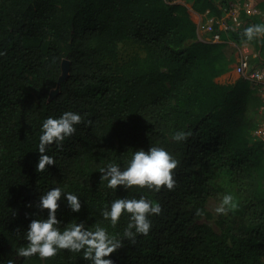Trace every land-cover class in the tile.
Segmentation results:
<instances>
[{"label": "trees", "instance_id": "obj_1", "mask_svg": "<svg viewBox=\"0 0 264 264\" xmlns=\"http://www.w3.org/2000/svg\"><path fill=\"white\" fill-rule=\"evenodd\" d=\"M255 1L264 13V0ZM233 2L0 0V264H89L68 250L45 259L16 255L28 243L33 213L47 215L36 207L40 195L54 186L82 202L72 212L60 201L65 224H104L121 236L127 218L112 228L101 216L112 200L144 195L161 205L147 236L137 234L134 244L125 238L110 254L114 264H264V145L255 134L264 93L243 77L217 81L231 71L241 44L264 60V43L242 36L263 21L242 14L243 26L229 30L233 44L201 40L190 15L192 9L218 21ZM120 45L138 52L121 59ZM65 60L69 75L58 88ZM68 110L83 121L61 149L49 146L56 163L38 172L42 121ZM178 130L191 135L177 142ZM150 145L179 160L175 188H107L99 168L126 166L132 152ZM225 192L239 207L219 217L220 233L197 223L208 200Z\"/></svg>", "mask_w": 264, "mask_h": 264}, {"label": "clouds", "instance_id": "obj_2", "mask_svg": "<svg viewBox=\"0 0 264 264\" xmlns=\"http://www.w3.org/2000/svg\"><path fill=\"white\" fill-rule=\"evenodd\" d=\"M242 36L246 41L259 40L264 43V23L249 24L243 28ZM0 55L4 53L0 52ZM82 121L83 115L72 110L64 111L58 117L48 116L42 121L38 144L40 156L36 165L38 172H43L49 165L56 163V157L48 154L49 146L54 144L61 149L65 139L76 132V126ZM190 135V131L178 130L173 133L172 138L180 142ZM179 163L165 147L150 145L147 150L140 148L132 152L126 166L122 167L119 163L110 161L99 168V171L102 173L101 180L106 181L107 188L114 191H117L118 186H123L126 190L135 186L138 189L147 188L159 192L162 187L168 190L175 188L177 181L173 170ZM62 200L66 201L72 212H79L82 208L80 196L66 190V187L54 186L42 193L36 207L40 210L47 209V215L33 213L36 218L30 220L24 233V239L28 243L16 248L18 257L38 256L45 259L54 257L61 250H68L82 253V257L89 264H114L109 258L110 254L123 246L125 238L134 244L137 234L147 236L152 228L151 217L162 212L158 202L144 195L139 198L125 196L112 200L110 205L101 209V216L112 228L118 225L122 216L126 217L128 224L121 236L119 233L110 232L104 224L98 223L94 227H87L85 222L65 224L57 216ZM238 207L236 196L225 192L214 211L218 215H228ZM196 214L203 215V210L197 209ZM7 264H15V261L9 259Z\"/></svg>", "mask_w": 264, "mask_h": 264}, {"label": "built area", "instance_id": "obj_3", "mask_svg": "<svg viewBox=\"0 0 264 264\" xmlns=\"http://www.w3.org/2000/svg\"><path fill=\"white\" fill-rule=\"evenodd\" d=\"M172 1L182 2V0ZM206 14L208 15V13ZM242 14L264 21V13L259 9L255 0H234L232 7L224 10V15L221 18V27L227 31L240 29L244 24ZM217 41L220 40L218 39ZM234 70L239 77L251 81L258 92L264 93V61H260L256 54L240 53ZM259 114L261 120L255 134L264 145V101L260 106Z\"/></svg>", "mask_w": 264, "mask_h": 264}, {"label": "rangeland", "instance_id": "obj_4", "mask_svg": "<svg viewBox=\"0 0 264 264\" xmlns=\"http://www.w3.org/2000/svg\"><path fill=\"white\" fill-rule=\"evenodd\" d=\"M193 20L198 24V34L201 40L205 41H217L222 39H229L234 42L231 33L221 27V19L215 21V18L205 14H199L194 10H190ZM218 23V28L214 29V24ZM264 23V21H263ZM138 52L137 48L133 45H120V58L128 59L131 55ZM234 76L239 78V76L234 73ZM219 203V199L210 198L206 205V214L203 215L197 223L209 225L214 231L220 233L218 226L219 217L222 214H216L214 209Z\"/></svg>", "mask_w": 264, "mask_h": 264}, {"label": "crops", "instance_id": "obj_5", "mask_svg": "<svg viewBox=\"0 0 264 264\" xmlns=\"http://www.w3.org/2000/svg\"><path fill=\"white\" fill-rule=\"evenodd\" d=\"M182 2H183V0H182ZM206 14V13H205ZM205 14H203L204 16H205ZM190 15H191V13H190ZM191 17H192V15H191ZM193 19V18H192ZM227 40H229V39H227ZM230 41V40H229ZM233 43V42H232ZM234 44V43H233ZM240 51H238V53L236 54V57H237V60H236V63L232 66V69H231V71L230 72H228V73H226V74H224L223 76H221V77H219L218 78V82L219 83H222V84H232V83H234L238 78L237 77H235L234 76V73H235V70H234V68H235V65L237 64V62H238V60H239V57H240V53H249V55L250 54H253V55H257L258 57H259V59L261 58V53H260V51H255L254 49H252L250 46H247V45H245V44H241L240 46ZM239 49V48H238ZM264 61V60H263ZM240 78V77H239Z\"/></svg>", "mask_w": 264, "mask_h": 264}, {"label": "water", "instance_id": "obj_6", "mask_svg": "<svg viewBox=\"0 0 264 264\" xmlns=\"http://www.w3.org/2000/svg\"><path fill=\"white\" fill-rule=\"evenodd\" d=\"M69 67H70L69 61H67V60L63 61V63H62V75L59 79L58 88L60 86V83H62L63 81H65L67 79V77L69 75ZM58 88H57V90H58ZM57 90L52 92L51 96H53L57 92Z\"/></svg>", "mask_w": 264, "mask_h": 264}]
</instances>
